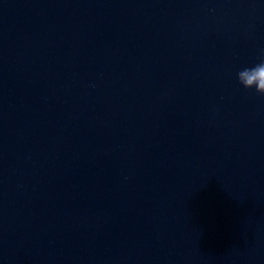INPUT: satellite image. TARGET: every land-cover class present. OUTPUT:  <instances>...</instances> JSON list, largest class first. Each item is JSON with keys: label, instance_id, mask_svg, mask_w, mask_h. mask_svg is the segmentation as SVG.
<instances>
[{"label": "water", "instance_id": "water-1", "mask_svg": "<svg viewBox=\"0 0 264 264\" xmlns=\"http://www.w3.org/2000/svg\"><path fill=\"white\" fill-rule=\"evenodd\" d=\"M264 0H0V264H264Z\"/></svg>", "mask_w": 264, "mask_h": 264}, {"label": "clouds", "instance_id": "clouds-1", "mask_svg": "<svg viewBox=\"0 0 264 264\" xmlns=\"http://www.w3.org/2000/svg\"><path fill=\"white\" fill-rule=\"evenodd\" d=\"M239 84L246 90L264 96V59L251 67H245L237 72Z\"/></svg>", "mask_w": 264, "mask_h": 264}]
</instances>
